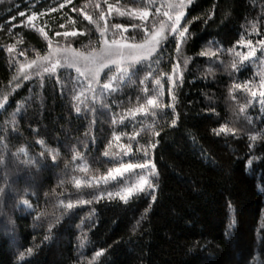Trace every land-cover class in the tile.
<instances>
[{"label":"trees","instance_id":"16d2710c","mask_svg":"<svg viewBox=\"0 0 264 264\" xmlns=\"http://www.w3.org/2000/svg\"><path fill=\"white\" fill-rule=\"evenodd\" d=\"M149 2L0 0V264H264V0H183L180 47L167 27V40L128 75L101 72L112 91H90L66 67L51 76L24 69L23 79L20 66L46 57L49 40L91 51L97 24L110 39L121 35L110 26L122 24L139 43L167 21V9L156 19L149 8L155 22L146 29L138 17L108 14V5L128 12ZM32 12L43 14L29 22ZM73 29L83 35H56ZM152 143L155 201L109 199L129 182H105L108 169L142 162L140 149Z\"/></svg>","mask_w":264,"mask_h":264},{"label":"snow or ice","instance_id":"6c2138e0","mask_svg":"<svg viewBox=\"0 0 264 264\" xmlns=\"http://www.w3.org/2000/svg\"><path fill=\"white\" fill-rule=\"evenodd\" d=\"M149 8H155L156 10V19H159V13L161 9H167L163 11V15L167 17V21L161 23L159 28H151L145 31L143 35V39L136 43L135 36H125L123 32L128 31V29L122 24H112L110 27L114 31L112 32V36L115 37L117 33H121L120 37L117 38H109V28L105 27L100 29L97 24L100 39L96 41V46L92 47V50L89 51L85 49L84 51H79L72 47H65L63 49L53 48L52 42L49 40V51L46 57L38 58L37 60L32 61L31 64H22L20 66L21 71L24 69H31L33 72H37L38 69L43 68V71L48 73L50 76L52 74L58 73L60 69L68 68L73 69L77 73L78 78H80V83L84 81L88 82V89L93 91H99L103 93L105 90L112 91L111 84L104 83L100 84L101 72L105 68H109V66L116 67L117 72L120 75V78L128 75L130 70L133 68V65L144 62L148 57H150L157 49L160 47L162 42H165L168 38L167 27H171L172 35L176 37V45L177 48L180 47L182 39L185 36V32L181 31L177 26L180 24L182 17L186 15L185 4L183 0H180L179 3H170V4H161L157 7L155 0H150L149 3H146L145 6L141 9H137L135 11L124 12L121 11L119 7L113 9L111 4L108 5V14L118 13L120 16L128 15L130 17H138L140 21L144 22L145 28L147 29V22L149 20H153V16L150 15ZM172 13H175L173 16ZM43 13L32 12L30 15H27V21H35L38 15H42ZM18 15L23 18L25 16L24 12H19ZM106 13L103 9H100V18L106 19ZM15 17H10L9 22L14 20ZM85 19H91V17L85 16ZM155 21L153 20V23ZM25 24V21L21 19V26ZM167 25V26H166ZM63 27V25H61ZM137 25L133 24L132 31H136ZM43 31V30H41ZM57 37L63 35L64 37H71L75 39L78 36L83 35L80 31L73 29L72 31H65L62 34L56 33ZM133 42H129V41ZM241 44H244L245 41L241 40ZM261 44L264 45V41H261ZM11 51V49H10ZM253 51H249L247 56H252ZM247 56L241 55V59H247ZM46 62L48 67L44 66ZM235 67V65H233ZM110 70V68H109ZM176 66L173 65V71L175 72ZM23 79L28 80L27 72H23ZM71 79V77H69ZM182 79V78H181ZM174 77H168L169 83V93L174 92L173 87ZM158 83V81H157ZM239 87V85H237ZM260 97L262 98V107H264V81L261 82L260 85ZM252 95L255 96V90H252ZM76 99V97H73ZM3 101H0L2 104ZM147 105L152 106L154 108H161L163 105L154 98H149L147 100ZM168 107H172V105H168ZM140 111H145L146 107L144 105L139 109ZM77 113L80 111L79 108L76 109ZM177 123L176 119L172 120V125L175 126ZM225 129L221 126L220 131H224ZM227 131H231V129H227ZM159 135V133H157ZM119 139V138H117ZM255 139V137H252ZM158 146V143L149 144L147 147L140 149L143 151V157L141 158L142 162H128V163H119L118 166L114 168H109L106 174L105 182L109 179H116L117 177L124 176L125 174H137V170L139 171V178L135 183H131V186L123 188L120 192L115 194L108 193V198L112 199L113 196H117L120 201L127 203L131 198L141 193H146L150 195L155 201V185L152 182L151 177L157 175L156 166L154 160L149 156V148L155 149ZM121 148H125V155H129L132 152L131 148H127L124 145L120 146ZM104 156H108L109 153L106 151L103 154ZM5 157L0 156V162H3ZM129 159L131 160V155H129ZM54 160V157H53ZM80 181L77 180V186H80ZM151 190V191H150ZM103 198V194L96 199L99 200ZM25 204L27 201L24 202ZM80 204L88 203L87 201H79ZM67 207L70 209L73 207L72 203H68ZM264 213V209L261 210ZM261 232H264V225L260 228ZM31 252V249H28ZM103 254V250H100L96 253V256H100ZM23 256L24 253H21Z\"/></svg>","mask_w":264,"mask_h":264},{"label":"rangeland","instance_id":"374dc122","mask_svg":"<svg viewBox=\"0 0 264 264\" xmlns=\"http://www.w3.org/2000/svg\"><path fill=\"white\" fill-rule=\"evenodd\" d=\"M137 171H138V170H137ZM106 174H107V173H106ZM106 174L104 175L103 179L106 177ZM139 174H140V173L137 172V174H125L124 176L117 177V178H121V177H123L126 181L129 182L128 185L122 187L121 190H122L123 188H125V187H129V186H131V183H135V182H133L131 179H132L133 177H135V178L138 180V178H139ZM117 178H116V179H117ZM137 180H136V181H137Z\"/></svg>","mask_w":264,"mask_h":264}]
</instances>
